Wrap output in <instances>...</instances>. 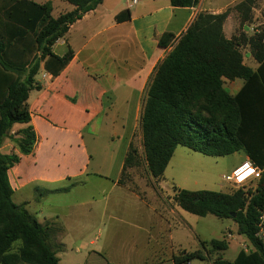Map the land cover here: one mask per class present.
<instances>
[{"label":"crops","instance_id":"obj_1","mask_svg":"<svg viewBox=\"0 0 264 264\" xmlns=\"http://www.w3.org/2000/svg\"><path fill=\"white\" fill-rule=\"evenodd\" d=\"M48 1L54 18L76 9L66 1L70 5L58 0L39 3ZM242 1L201 0L195 7L175 8L169 0H138L132 6L127 0H103L55 43L52 52L56 56L72 51L73 58L58 76L48 73L44 62L35 76L40 88L32 90L27 101L38 137L34 152L21 155L7 140L1 148L4 154L14 151L20 155V162L8 171L12 201L24 205L47 227L55 253L68 248L86 250L92 258L89 264L165 263L156 259V245L165 236L172 245L175 233L190 227L186 211L174 201L175 189H204L219 163L209 168L205 158L210 157L179 146L160 182L153 179L147 166L144 176L138 175L137 188L124 180L125 158L136 130H140L149 84L171 49L160 48L158 41L165 33L181 37L200 12L230 10L223 26L227 39L238 35V29L249 33L264 25V0H257L260 7L256 2L251 22L241 26L235 7ZM127 10L130 19L118 22L116 17ZM250 57L254 60L252 54ZM248 66L258 68L255 60ZM100 134H104V146L98 144ZM96 154L110 163L120 158L118 168L92 166ZM247 159L245 155L243 162ZM138 169L128 168L126 174ZM55 196L63 197L54 201V209L45 210L44 200ZM82 227L84 234L78 232ZM198 240L200 247V241L205 240ZM174 255L168 262L175 264Z\"/></svg>","mask_w":264,"mask_h":264},{"label":"trees","instance_id":"obj_2","mask_svg":"<svg viewBox=\"0 0 264 264\" xmlns=\"http://www.w3.org/2000/svg\"><path fill=\"white\" fill-rule=\"evenodd\" d=\"M63 1L76 9L54 18L50 1L0 0V264H59L48 241L47 227L39 224L24 205L12 201L8 171L20 162L19 154H32L38 143L27 101L30 92L40 88L35 76L41 63L51 75L61 74L73 53L56 56L53 46L72 24L103 0ZM169 1L175 8H189L201 0ZM256 2L243 0L236 5L241 26L251 22ZM229 13L200 12L181 37L172 33L160 37L159 47L171 50L158 64L149 84L140 129L147 170L157 182L163 180L179 146L209 157L243 151L263 169L255 188L230 193L175 189L174 196L182 210L195 216L232 219L238 233L254 249L240 250L234 261L220 255L211 261L209 253H204L207 244L211 252L225 251L229 244L225 240L200 241L199 250L174 255L175 264L193 260L264 264V241L256 237L259 210L264 207V30L252 37L240 33L227 39L223 26ZM129 19L128 10L116 17L118 22ZM244 46L250 48L257 69L245 64ZM236 80H242L243 86L232 95L225 82ZM17 124L24 127L13 133ZM8 139L19 154L1 152ZM139 165V152L131 144L123 177L128 168Z\"/></svg>","mask_w":264,"mask_h":264},{"label":"rangeland","instance_id":"obj_3","mask_svg":"<svg viewBox=\"0 0 264 264\" xmlns=\"http://www.w3.org/2000/svg\"><path fill=\"white\" fill-rule=\"evenodd\" d=\"M37 3L43 2L44 0H33ZM63 3V0H58ZM46 3V2H45ZM68 4V3H66ZM70 5V4H68ZM257 7H260V3L257 2ZM264 30V25H259L253 27V29L249 33H245L243 30L238 29L237 33H243L246 35V37H252L256 33H260L261 31ZM171 50V49H170ZM242 53L244 54V59L245 63L247 65H252L254 64V60L252 57H250V48L249 47H243ZM243 81L242 80H236L234 82H225V88L229 90V92L234 95L240 85H242ZM24 126H15L13 128V133H16L20 130L23 129ZM99 128L96 126V129ZM104 134H100L101 139L99 140L98 144L100 146L105 145V140L104 137L102 136ZM87 135V140L90 141V137ZM133 145L139 152V159H140V169L136 173L129 172L125 174L124 180L126 181H132L133 182V187L137 188L138 187V175L143 177L144 176V171L146 169V162H145V155L142 147V134H141V129H137L134 135V140H133ZM7 143L10 144L12 147H14V143H12L9 139L7 140ZM93 144V143H91ZM102 148V147H101ZM205 156V155H204ZM209 157V156H207ZM207 159L206 161H209V168L211 166L217 165L216 162H218L216 174L214 177H211V180L209 183L203 185L201 190H207V191H213V192H234L237 189L233 188L226 180L225 177L230 175V170L233 166L241 164L245 160V153L243 151L228 155L225 157H210V158H205ZM120 162V158L115 160L114 162H109L108 159L103 158L102 156L95 155L94 161L92 166H112L113 168L117 169L118 165ZM257 185V182H254L248 187L249 189L255 188ZM148 186H151V183H148ZM168 186V185H167ZM170 187H173L172 185H169ZM173 189L171 188V191ZM93 192V190H91ZM61 197L63 196H55L50 200H44L42 207L49 211L55 208L54 201L58 202ZM167 197V196H166ZM170 197V196H169ZM62 205V204H61ZM36 207H40V205H36ZM188 216V224L190 227L186 228L185 230L181 231L180 233H175L174 239L172 241V245L169 244L167 241V236H165L164 240L160 242L159 245H156V259L161 258L162 260H166L164 264H172L168 262V259L171 258L172 253H180L183 250L186 251H196L197 249H200L199 247V240H205V241H210V240H225L229 245L228 249L223 251V252H211V246L206 245V249L204 250V253H209L211 261H213L217 255L222 256L225 260L228 261H234L235 258L237 257L238 253L240 250H246V251H251L253 250V246L251 243L248 241V239L238 233V227L237 224L232 220V219H219L213 215H208L206 217H199L195 216L193 214H190L188 212H185ZM33 216L36 217V214L33 213ZM71 225L78 227V223L72 224ZM194 230V231H193ZM79 233L84 234V229L82 227L81 230H78ZM93 232V231H92ZM195 232L198 235V238L194 236ZM89 233H87L88 235ZM231 235V236H229ZM182 249V250H180ZM180 250V251H179ZM203 251V250H202ZM57 256L60 258V263L59 264H89L91 262L92 258H89L87 256V251L82 250V252H77L75 251V248H68L67 250L60 252L56 251ZM189 264H209L208 261H200V260H193Z\"/></svg>","mask_w":264,"mask_h":264},{"label":"built area","instance_id":"obj_4","mask_svg":"<svg viewBox=\"0 0 264 264\" xmlns=\"http://www.w3.org/2000/svg\"><path fill=\"white\" fill-rule=\"evenodd\" d=\"M129 6L135 5L138 0H127ZM263 173V169L257 167L250 159L243 162L225 180L236 189L248 190L250 185L257 182ZM258 232L256 237L264 241V207L259 210ZM231 236V235H229Z\"/></svg>","mask_w":264,"mask_h":264},{"label":"water","instance_id":"obj_5","mask_svg":"<svg viewBox=\"0 0 264 264\" xmlns=\"http://www.w3.org/2000/svg\"><path fill=\"white\" fill-rule=\"evenodd\" d=\"M233 216H235V215H233Z\"/></svg>","mask_w":264,"mask_h":264}]
</instances>
